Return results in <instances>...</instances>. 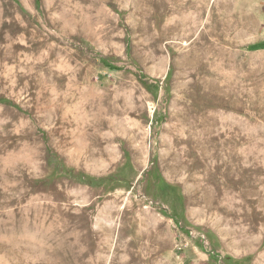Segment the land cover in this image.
I'll return each instance as SVG.
<instances>
[{
    "label": "rangeland",
    "instance_id": "1",
    "mask_svg": "<svg viewBox=\"0 0 264 264\" xmlns=\"http://www.w3.org/2000/svg\"><path fill=\"white\" fill-rule=\"evenodd\" d=\"M0 264H264V0H0Z\"/></svg>",
    "mask_w": 264,
    "mask_h": 264
}]
</instances>
